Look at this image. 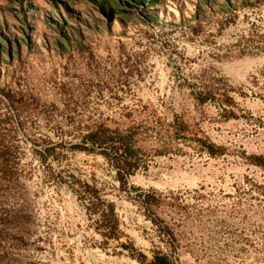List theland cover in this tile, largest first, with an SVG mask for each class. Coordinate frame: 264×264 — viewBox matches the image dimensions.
Instances as JSON below:
<instances>
[{
    "label": "rangeland",
    "instance_id": "rangeland-1",
    "mask_svg": "<svg viewBox=\"0 0 264 264\" xmlns=\"http://www.w3.org/2000/svg\"><path fill=\"white\" fill-rule=\"evenodd\" d=\"M100 125L127 146L84 141ZM255 157L264 0H157L106 28L90 0H0V264H264ZM107 203L117 240L95 231Z\"/></svg>",
    "mask_w": 264,
    "mask_h": 264
},
{
    "label": "trees",
    "instance_id": "trees-1",
    "mask_svg": "<svg viewBox=\"0 0 264 264\" xmlns=\"http://www.w3.org/2000/svg\"><path fill=\"white\" fill-rule=\"evenodd\" d=\"M113 1H114V6L111 7V6H107V0H90V3L95 7V9L103 17L105 28L107 27L109 22L112 20V18L116 14L121 15V13L128 12L132 8L138 5H141L142 8L151 7L155 5L157 2V0H145L146 4L143 6L144 0H113ZM120 18L124 20L127 19L124 16H120ZM61 37L62 38L65 37V34L59 33L58 37L56 38L55 42L58 47L62 46L63 44ZM104 132H105V128H102L101 125L97 126L96 129L90 130L89 132H87V134L85 135L86 139L84 141H87L90 145H100V144L105 143L106 141H110V144H113V145H115L114 143H117L118 147L127 146L126 139H124L123 137L118 138V139L116 138L115 140L114 138H111L110 136H105ZM73 147L77 149H81V150L87 149L83 145V141H82V144L80 145L75 144L73 145ZM210 147L211 146L208 145L206 146V149H208L209 153H213ZM44 151L45 152H43V155L45 156V154H47L48 149H45ZM253 162L257 165L264 167V163L261 157H255ZM71 189L76 194V198L79 201L85 196L95 197L96 190L93 188V186H90L89 184L84 183V182L83 183L79 182L77 179L75 181L74 188H71ZM262 189H264V185L262 186ZM89 207H90L89 209H91V211L95 213L93 206L91 207L89 205ZM105 207L106 208L103 211V213L101 212L100 214H98V219H97V224H96L97 226L95 228L96 229L95 231L98 232L99 236H101V238H103L104 240H107V239L117 240L120 236V233L117 230V220L113 212L112 204L107 203ZM119 244L122 247H126V245L122 244L121 242H119ZM128 247L131 248L132 247L131 244H129ZM139 255L142 259H145V256H143L140 253ZM149 262L150 264H171L170 261L166 259L164 255L158 254V253H152L150 256Z\"/></svg>",
    "mask_w": 264,
    "mask_h": 264
}]
</instances>
